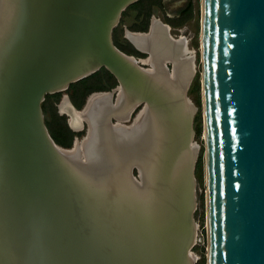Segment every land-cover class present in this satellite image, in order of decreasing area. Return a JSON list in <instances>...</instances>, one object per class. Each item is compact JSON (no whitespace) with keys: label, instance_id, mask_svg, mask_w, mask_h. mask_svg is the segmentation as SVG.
I'll list each match as a JSON object with an SVG mask.
<instances>
[{"label":"water","instance_id":"obj_1","mask_svg":"<svg viewBox=\"0 0 264 264\" xmlns=\"http://www.w3.org/2000/svg\"><path fill=\"white\" fill-rule=\"evenodd\" d=\"M138 1L0 0V264L195 263V55L156 17L123 27L143 57L116 48ZM200 21L207 264H264V0H201ZM101 69L116 87L62 94L86 135L57 145L46 96Z\"/></svg>","mask_w":264,"mask_h":264},{"label":"rangeland","instance_id":"obj_2","mask_svg":"<svg viewBox=\"0 0 264 264\" xmlns=\"http://www.w3.org/2000/svg\"><path fill=\"white\" fill-rule=\"evenodd\" d=\"M185 10H187L185 13ZM150 19L156 17L162 23H165L169 26H179L182 32L186 34V47L187 50L193 52L195 55V76L189 85L187 91V98L196 108L197 113L194 117L192 123L193 129V141L198 146V157L194 170V177L196 180L195 191H196V206L192 214L193 224L197 226V235L196 243L190 249V253L195 256L196 261L194 264H207L206 254H207V240H206V184H205V172H204V155H205V142L203 139V108H202V98H201V52H200V28H201V0H162L159 6L154 7L152 12L149 14ZM136 11L134 10H125L121 15V20L119 25L115 28L119 31L117 37L118 42L128 48L126 41L123 38V27L129 29L130 31H138L142 28L144 21L136 22ZM150 23V20H149ZM148 23V26H149ZM147 26V28H148ZM171 30V29H169ZM147 31V30H146ZM181 33L170 35L175 40H178L181 36ZM128 42V41H127ZM129 43V42H128ZM130 44V43H129ZM113 82H104V83H90L87 87V91H109ZM99 88V89H98ZM66 91L59 94L58 102H55V98L52 96L48 99L46 107L45 103L41 105L44 117V123H50L51 127L57 129L59 126L65 125L69 130L66 123L67 117L60 114L57 105H59L62 98V94H66L70 100L69 93ZM88 96V93L85 96ZM84 99V101H85ZM83 101V103H84ZM71 102V100H70ZM72 103V102H71ZM73 105V103H72ZM44 108H46L44 110ZM81 129V130H80ZM80 129L73 131L70 130L74 136L71 141V145L74 139H77L78 142L86 135V125H83ZM196 129H200V133L196 132ZM68 142V140H65ZM79 144V143H78ZM80 145V144H79ZM132 175L135 179H138V171L135 169L132 171Z\"/></svg>","mask_w":264,"mask_h":264},{"label":"trees","instance_id":"obj_3","mask_svg":"<svg viewBox=\"0 0 264 264\" xmlns=\"http://www.w3.org/2000/svg\"><path fill=\"white\" fill-rule=\"evenodd\" d=\"M162 0H139L137 3L133 4L132 6H130L129 8H127V10H134L136 11V15L138 18H136V22L139 20L144 21L145 23L143 25L142 28L138 29V31L140 32H145L148 28V23L150 20L149 14L152 12V10L154 9V7L159 6L160 2ZM187 10H185V13ZM124 13V12H123ZM137 31V30H136ZM119 35V31H117V29H114L112 32V41L113 44L115 45L116 48H118L120 51L128 54V55H135V56H139V57H143V55L139 54L127 41H126V45L128 48H125L124 46H122L118 40L117 37ZM113 82L111 83V87H115L116 86V80L115 78L109 73L107 72L105 69H101L100 71H98L97 73L93 74L92 76L76 83L73 84L69 87L70 91L69 93V97L71 102L73 103V106L76 109H81V107L83 106V101L85 99L86 94L88 93V95L90 94V91H87V87L89 86L90 83H104V82ZM99 89V88H98ZM52 96L48 95L45 98L44 101V106L46 107V103L48 101L49 98H51ZM55 98V102H58L59 100V94H55L53 96ZM46 108H44L45 110ZM46 127L48 129V132L51 136V138L53 139V141L63 147V148H70L71 147V141L73 139L74 134L65 126H59V128L55 129L53 127H51L50 123H46ZM196 132L199 134L200 133V129H196ZM65 140H68V142H66Z\"/></svg>","mask_w":264,"mask_h":264},{"label":"bare ground","instance_id":"obj_4","mask_svg":"<svg viewBox=\"0 0 264 264\" xmlns=\"http://www.w3.org/2000/svg\"><path fill=\"white\" fill-rule=\"evenodd\" d=\"M169 36L171 37V35L169 34ZM180 37V36H179ZM172 38V37H171ZM173 40H175L174 38H172ZM189 51V50H188ZM195 73H196V71H194V74H193V77H192V79H191V81H190V83H189V85L191 84V82H192V80H193V78H194V76H195ZM189 85H188V87H187V90H186V93H185V97H186V99H188L187 98V91H188V88H189ZM94 96H97V95H92L90 98H89V100H88V103H89V101H90V99L92 98V97H94ZM189 100V99H188ZM146 103V102H145ZM88 105V104H87ZM61 114V113H60ZM62 115H64V116H66L67 118H69L70 116H68L66 113H62ZM138 115V114H137ZM119 126V125H118ZM120 127H122V126H120ZM124 128H126V127H124ZM193 139V138H192ZM79 142H77L76 143V149H77V147L79 146V144H78ZM83 144L84 143H82L81 144V146H83ZM135 166V168H136V170L138 171V180H139V182H141L140 184L142 185V179H141V175H140V172H139V169H138V167L136 166V165H134ZM140 185V186H141Z\"/></svg>","mask_w":264,"mask_h":264},{"label":"flooded vegetation","instance_id":"obj_5","mask_svg":"<svg viewBox=\"0 0 264 264\" xmlns=\"http://www.w3.org/2000/svg\"><path fill=\"white\" fill-rule=\"evenodd\" d=\"M170 28H171V32H172V34H177V33H181L182 32V30L181 29H179L180 27L179 26H170ZM116 87V86H115ZM115 87H113V88H110L109 89V91L110 90H112V89H114ZM69 90V89H68ZM67 90V91H68ZM105 92H107V91H105ZM138 109H140V108H138ZM133 115H134V113H133ZM133 115H132V117H133ZM131 121V120H130ZM130 121L129 122H127V123H130ZM71 130V129H70Z\"/></svg>","mask_w":264,"mask_h":264},{"label":"crops","instance_id":"obj_6","mask_svg":"<svg viewBox=\"0 0 264 264\" xmlns=\"http://www.w3.org/2000/svg\"><path fill=\"white\" fill-rule=\"evenodd\" d=\"M162 25H164L161 21H159ZM169 34H170V31H169Z\"/></svg>","mask_w":264,"mask_h":264}]
</instances>
